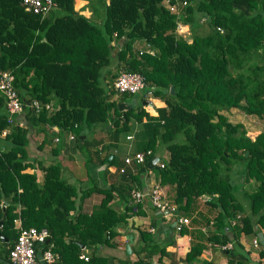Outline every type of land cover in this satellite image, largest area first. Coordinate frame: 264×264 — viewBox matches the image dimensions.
Masks as SVG:
<instances>
[{
    "label": "trees",
    "instance_id": "16d2710c",
    "mask_svg": "<svg viewBox=\"0 0 264 264\" xmlns=\"http://www.w3.org/2000/svg\"><path fill=\"white\" fill-rule=\"evenodd\" d=\"M54 2V9L40 16L24 10L20 0H0V69L13 73L28 122L8 123L0 95V130L8 129L0 135V203H5L0 205V264L9 263L15 218L22 226L47 230L48 241L35 243L36 256L49 248L56 258L51 263L39 259V264H109L97 245L114 246L116 227L127 216L109 203L110 188L95 186L103 195L83 211L77 200L84 192L78 194L77 186L60 176L58 162L43 165L28 157L30 126L42 130L47 125L59 135L70 132L74 146L81 141L87 161L92 154L97 163H114L118 135L137 121L135 149L149 148L153 155L165 149L163 166L151 168L159 184L171 188L165 194L177 210L191 212L194 199L202 195L216 207L204 241L218 247L232 241L223 249L230 252L239 245L240 233L251 235L254 224L264 227V127L251 137L241 122H231L222 112L236 107L264 120V0H188L176 11L162 0H99L97 22L78 12L73 0ZM179 24H187L188 36L177 32ZM123 70L140 73L145 86L116 93L113 78ZM147 87L152 98L163 101L152 105V113L146 109ZM127 93L137 99L118 108ZM31 99L53 106L35 111L28 106ZM95 126L105 137L87 140ZM37 167L43 171L41 182ZM140 173L136 169L131 177L138 182ZM251 180L254 185L241 190L243 205L236 192ZM124 201H129L126 194ZM132 207L126 204L139 213ZM137 233L142 242L137 249L131 246L135 258L118 264H153L156 253V264H175L161 261L169 252L151 233L143 228ZM79 244L89 250L86 260L79 256ZM202 249L203 241H191L185 264H194Z\"/></svg>",
    "mask_w": 264,
    "mask_h": 264
},
{
    "label": "crops",
    "instance_id": "0c3cea01",
    "mask_svg": "<svg viewBox=\"0 0 264 264\" xmlns=\"http://www.w3.org/2000/svg\"><path fill=\"white\" fill-rule=\"evenodd\" d=\"M73 1L74 7L78 12L84 14L86 17L96 22L100 20V16L102 14L101 7L98 5L99 0H92L94 1L92 3H90L91 0ZM152 100L154 106L163 104V101L158 98L153 97ZM49 104L53 106L51 101H49ZM146 109L148 110L147 106ZM234 109L237 110L236 107H230L227 110H222V112L227 116L228 111L233 112ZM150 110L151 113L154 112L151 106ZM244 114L256 117L259 120H263L254 114H248L245 112ZM14 120L16 123L19 122L18 125L28 126V122L25 119V111L14 115ZM228 120L230 119L228 118ZM129 125V129L122 132V137L118 135L116 145L114 147L116 150L118 149L121 151L122 156L128 152L135 150V134L133 133L135 131V133H137L139 131L138 129L141 127L140 123L134 120L130 121ZM96 129L97 130L93 132L89 131V136L94 133L95 136L93 137V139H100V137H105L102 130H100L98 127H96ZM259 130L260 129L253 130L252 137ZM69 133L70 132H67L65 137H62L61 133L60 135L56 134L54 132V129L47 125L42 130L34 129L32 126H30L27 131V154L29 158H34L32 162L40 161V163L43 165H46L51 161H56L59 163L60 176L67 182L76 185L78 194L81 192V190L82 192H84L82 198L80 199L78 197L77 200L83 211H89L93 205L98 203L101 196L103 195V192H99L97 190H94L92 192L90 191L88 193V188L91 183L96 185L95 188L111 189L112 197L109 203L112 206H115L116 209L120 210V212H126L127 216H125L124 222L116 227L118 233L113 238V241L115 242L114 246H108L105 244L97 245V250L109 258V264H118L119 261H122L125 257H128L129 259L135 258V253L132 252V248L137 249L142 242L138 239V228H143L151 233L155 241L160 246H164V249L169 252L167 255L162 254L160 256L161 261L166 263L171 261L175 262V264H185L182 258L184 256V253L187 251L190 242L193 240H200L204 243V249H202L199 254L198 260L194 262V264H206L207 262H210L211 264H225L227 261L229 264H239L240 262H245L247 258L249 260L246 264H264V244L261 243L257 246H253L250 242V238L253 234H264V227H261L258 224H254V231L253 233H251V235H244L240 233L238 237L239 245H232V251L230 252L219 248L217 245H212L208 241H204V237L207 235L208 229L211 227L209 221L214 217L216 213V207L208 205L206 202L207 196L202 195L194 199L191 206V212L180 213L178 211L179 214L186 216L189 220V223L181 228L183 232L180 233V230H175L172 227L171 222L165 220L160 215V213H158L151 206L147 199L138 203H134L130 200L129 189L135 187L145 188L150 186L152 183L158 182L154 169L151 168V170H147V168L145 167H140V164H123L121 163L120 156L116 157L114 163H97V158L92 154L90 156L91 164L89 168H86V157H84L81 151H77L73 148L71 143L74 138L69 137ZM128 133L132 134V138H125V134ZM55 136L57 137V140H54ZM38 144H41V147H39ZM56 146H59V148L57 153H54L53 148ZM158 152L163 153V157L165 156V149L160 148ZM112 155L113 154L108 155L109 157L107 158L109 159L110 157H112ZM122 166L124 170L120 172L119 168ZM139 168L142 173L139 174L140 180H138L137 182L131 177V175H133L136 172V169ZM35 171L36 179L41 182L43 171L38 167L35 169ZM91 180L92 182L90 183ZM95 181L98 182V185ZM251 181L249 183H242L241 188H239V190H237L236 192V196L237 194L239 195V193H241V190L250 189V187L254 185V181ZM249 184H251V186L246 187V185ZM161 189L166 194L172 193L171 188L167 185H162ZM125 194L129 200L128 203L124 201ZM130 203L133 204L132 210H138L139 213L130 212L126 209V204ZM243 205H245V203ZM18 221V218H16V225ZM228 232L229 236H231V231ZM128 241L130 252L128 254H125L124 245ZM228 242L232 244V241ZM157 258L158 254L156 253L152 257L153 264H156L158 262Z\"/></svg>",
    "mask_w": 264,
    "mask_h": 264
},
{
    "label": "built area",
    "instance_id": "2783aa9c",
    "mask_svg": "<svg viewBox=\"0 0 264 264\" xmlns=\"http://www.w3.org/2000/svg\"><path fill=\"white\" fill-rule=\"evenodd\" d=\"M165 7L170 11H176L177 8L181 5L187 3L188 0H162ZM20 5L24 10L30 11L40 16H45L50 10L55 7L54 0H20ZM180 26V24L178 25ZM142 49L140 48L139 51ZM13 73L9 69H0V95L4 99V108L7 114L8 123H14V115L23 111L24 102L23 99L17 94L13 84ZM113 89L116 93L119 92H137L145 86L144 77L135 71H119L117 75L113 78ZM145 100L149 106L151 102V88L147 87L145 93ZM28 106L33 108L35 111H38L40 108L44 107L47 110L52 108L49 102L41 103L37 99H31L28 102ZM19 123V122H18ZM6 132V128L0 130L1 134ZM69 137L73 138V134L69 133ZM126 139L132 138L131 134H125ZM54 140H57V137H54ZM152 156L151 149L147 148L143 150H133L122 156V160L125 164L131 163H145V161ZM157 166L162 167L163 161L157 159L155 161ZM124 170L123 166L119 168V171ZM130 200L134 203L141 202L145 199L155 207V209L161 214V216L171 222L172 227L175 230H181L184 225L189 223V220L186 216H183L178 213L176 204L166 197L165 192L161 189L158 182L152 183L150 186L145 188H132L129 191ZM2 207L5 206L4 202H1ZM239 214L236 215V219L239 218ZM19 220V219H18ZM16 221V218L14 219ZM210 223L211 220L209 221ZM231 223L235 222V219L230 221ZM17 234L8 249V264H39V259L44 260L46 263H51L55 258L56 254L53 253L49 248L43 250L39 256H36L35 243H41L48 232L45 228H36L33 225L22 226L18 221L17 225ZM250 242L253 246L258 244H264V235L255 234L250 238ZM230 243L226 242L221 244L219 248H229ZM82 259L86 260L88 258V253L83 251L79 255Z\"/></svg>",
    "mask_w": 264,
    "mask_h": 264
},
{
    "label": "rangeland",
    "instance_id": "374dc122",
    "mask_svg": "<svg viewBox=\"0 0 264 264\" xmlns=\"http://www.w3.org/2000/svg\"><path fill=\"white\" fill-rule=\"evenodd\" d=\"M100 16V15H99ZM177 32L179 33V34H181V35H183V36H188V34H189V30H188V27H187V24H180V26H177ZM113 78V77H112ZM112 78H111V80H112ZM118 94H115V93H113V95L112 96H115L114 98H116V96H117ZM124 101H127V102H129L130 100H132V99H137V96L135 95V94H129V93H127V95H125L124 96ZM151 101H152V104H151V108H154V106H152L153 105V100H152V98L150 99ZM136 101V100H135ZM135 101H133V107H136V105L138 104H136L135 103ZM156 102V101H155ZM155 102H154V104H155ZM227 117L230 119V121L231 122H235V121H238V120H241V121H239V122H242L243 124H244V126H245V128H246V133L248 134V135H250L251 137H252V134H253V130H257V129H262L263 127H264V120H259V119H257L256 117H253V116H250V115H246V114H244V112L242 111V110H240L239 108H237V110H233V112L232 111H228V115H227ZM93 131H95V130H97L96 129V126L92 129ZM60 133H61V135H62V137H65V135H66V133H67V131H64V130H61L60 131ZM121 137L123 136V133H121V134H119ZM95 135H94V133H92L91 134V136H87V140H90L91 138H93ZM71 145L73 146V148L75 149V150H77V151H81L82 153L84 152V151H82L80 148H79V145L78 146H75L74 147V144H73V141H72V143H71ZM113 150L112 151H114L115 152V160H116V157L117 156H120V159L122 158V153H121V151L120 150H116L115 148H112ZM83 155H84V157H86V155L83 153ZM156 155L157 156H159L160 158H162L163 157V153H161V152H156ZM90 164H91V161L90 160H86L85 161V166H86V168H89V166H90ZM126 165H130V164H126ZM91 173V172H90ZM92 182V180L90 181V183ZM96 182V181H95ZM252 182V181H251ZM249 183V182H248ZM253 183V182H252ZM251 183V184H252ZM96 184L98 185V182H96ZM251 184H249V185H246V187L247 186H251ZM91 186H92V190H91V192L92 191H94V189H93V187L94 186H96L95 184H93V183H91L90 184ZM95 188V187H94ZM237 198L241 201V203L242 204H244V203H246V198H245V193H243V192H241V193H239V195L237 194Z\"/></svg>",
    "mask_w": 264,
    "mask_h": 264
},
{
    "label": "water",
    "instance_id": "95a60500",
    "mask_svg": "<svg viewBox=\"0 0 264 264\" xmlns=\"http://www.w3.org/2000/svg\"><path fill=\"white\" fill-rule=\"evenodd\" d=\"M169 91L171 93L173 92V86L172 85L169 87ZM130 105L131 104L129 102H125V101H119L118 102V108H120V109L121 108H128V107H130ZM79 137L81 138L82 136H79ZM78 145H80V141H78ZM156 160H157V156L156 155L152 156L150 159H148L146 161L145 166L149 167V168L156 167V165L154 164ZM0 223H1V219H0ZM45 241L47 242V240H45ZM79 245H80V247L83 246L82 244H79ZM124 251H125V254H128L130 252L129 241L125 243Z\"/></svg>",
    "mask_w": 264,
    "mask_h": 264
},
{
    "label": "clouds",
    "instance_id": "9594fccd",
    "mask_svg": "<svg viewBox=\"0 0 264 264\" xmlns=\"http://www.w3.org/2000/svg\"><path fill=\"white\" fill-rule=\"evenodd\" d=\"M52 9H54V8H52ZM52 9H51V10H52ZM51 10H50V11H51ZM26 11H27V10H26ZM29 12H30V11H29ZM31 13H32V12H31ZM23 109H24V108H23ZM6 115H7V114H6ZM14 123H16V122H14ZM17 124H18V123H17ZM6 131H7V129H6ZM0 134H1V133H0ZM4 134H5V133H4ZM131 135H132V134H131ZM135 150H136V149H135ZM151 151H152V150H151ZM154 155H156V154H154ZM154 155L152 154V156H154ZM152 156H151V157H152ZM156 156H157V155H156ZM151 157H150V158H151ZM150 158H148V159H150ZM121 159H122V158H121ZM148 159H147V160H148ZM157 159H160V158L157 156ZM147 160H146V161H147ZM146 161H145V163H146ZM122 162H123V160H122ZM123 163H124V162H123ZM145 163H144V165H145ZM124 164H125V163H124ZM131 164H133V163H131ZM135 164H136V163H135ZM140 164H143V163H140ZM154 164H155V163H154ZM155 165H156V164H155ZM156 166H157V165H156ZM158 183H159V182H158ZM160 187H161V186H160ZM160 215H161V214H160ZM14 224H15V221H14ZM15 226H16V224H15ZM256 234H258V233H256ZM253 235H255V234H253ZM253 235H252V236H253ZM263 235H264V234H263ZM45 240H47V239H45ZM47 241H48V240H47ZM82 248H83V251L86 250L85 247L82 246ZM223 249H224V248H223ZM83 251H82V252H83ZM88 251H89V250H86V252H87L88 255H89V252H88ZM83 260H84V259H83Z\"/></svg>",
    "mask_w": 264,
    "mask_h": 264
},
{
    "label": "bare ground",
    "instance_id": "6f19581e",
    "mask_svg": "<svg viewBox=\"0 0 264 264\" xmlns=\"http://www.w3.org/2000/svg\"><path fill=\"white\" fill-rule=\"evenodd\" d=\"M148 110H150V106H147Z\"/></svg>",
    "mask_w": 264,
    "mask_h": 264
}]
</instances>
